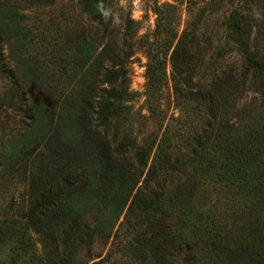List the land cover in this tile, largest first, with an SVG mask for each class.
<instances>
[{
	"label": "trees",
	"instance_id": "1",
	"mask_svg": "<svg viewBox=\"0 0 264 264\" xmlns=\"http://www.w3.org/2000/svg\"><path fill=\"white\" fill-rule=\"evenodd\" d=\"M54 2L0 0V72L8 82L0 112L15 110L24 124L0 152V171L17 174L28 201L19 219L0 226V246H8L0 264H75L121 216L132 231L123 248L129 264H264V116L239 104L264 87V40L251 43V12L264 11V0L233 9L220 39H203L199 21L177 36L172 7L155 9L146 100L158 112L168 56L179 117L157 141L138 142L128 125L125 64L117 44L104 43L107 1L80 0L97 35L74 31L61 43L25 14ZM232 53L238 60L228 63ZM23 84L37 99H25ZM205 181L231 211L210 219L204 234V219L191 223L179 209Z\"/></svg>",
	"mask_w": 264,
	"mask_h": 264
},
{
	"label": "rangeland",
	"instance_id": "2",
	"mask_svg": "<svg viewBox=\"0 0 264 264\" xmlns=\"http://www.w3.org/2000/svg\"><path fill=\"white\" fill-rule=\"evenodd\" d=\"M106 1L105 17L110 27L109 35H107L104 43L113 44L115 42L117 44L115 47H117L122 62L125 64L128 91L131 95V100L127 103L130 131L136 137L137 142L146 138L157 141L166 125L175 129L179 111L172 99L168 56L165 64L166 80L158 97L159 100L156 101L160 105L158 112L152 113L149 109L150 102L146 100V51L149 43L154 40L155 9L161 8V11L166 12L162 8L166 5L172 7V25L177 36L184 30H193L194 24L199 21V25L202 27L199 34L203 36V39L216 36H219L220 39L223 34L221 23L226 21L233 9L242 11V7H246L247 4L244 2L245 0H194L195 5H190L188 0ZM79 4L80 0H55L50 7L27 11L25 14L32 18L29 21H34L35 18L43 26H48L51 30V36L56 37L58 43H61L69 33H75L74 31L83 30L87 35L94 37L93 35H97V33L94 27L88 24ZM258 6H254L251 12L256 25L252 29L251 43L255 44V47H262L264 11ZM127 27L130 36L124 34ZM237 58V55L232 53L228 63H233L234 60H238ZM7 87V79L0 72V94ZM22 87L24 97L29 103L37 99L33 88L28 84H23ZM239 104L241 106L253 105L256 110L255 114L264 116V112L262 113L264 110V87L261 92H247L245 99H242ZM0 116L1 152L14 134L23 132L24 124L21 122V114L15 110H4L0 112ZM222 195L219 187L211 181H205L195 190V194L193 197L191 196L187 206L179 210L187 212V216L193 220L191 223L204 219L201 221L204 230L201 231L205 234V232L211 231L212 225L207 229L210 219H217L226 213L229 215V211H231L229 209L230 204ZM27 202L24 182L20 180L17 174L7 176L0 171V226H8V224H4L8 219H19L21 212L26 210ZM122 221L123 216L118 219L111 236L107 240L96 238L91 247L81 248L74 258L75 264H92L94 262L97 264H129L123 248L128 243L132 231L126 228ZM229 222L230 220L225 221V223ZM198 226L201 227L200 224ZM3 247L0 246V261L7 250L5 248L8 246Z\"/></svg>",
	"mask_w": 264,
	"mask_h": 264
}]
</instances>
